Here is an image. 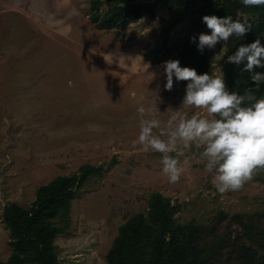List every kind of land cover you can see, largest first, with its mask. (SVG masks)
I'll list each match as a JSON object with an SVG mask.
<instances>
[{
  "label": "rangeland",
  "instance_id": "374dc122",
  "mask_svg": "<svg viewBox=\"0 0 264 264\" xmlns=\"http://www.w3.org/2000/svg\"><path fill=\"white\" fill-rule=\"evenodd\" d=\"M90 2L0 0L3 261L11 252L3 207L9 202L27 207L38 187L85 164L103 167L102 175L90 176L75 195L70 227L55 241L58 264H107L119 226L144 213L155 191L181 205L176 214L181 223H207L218 210L264 211V169L241 190L220 194L202 150L194 146L180 147L183 173L177 183L169 182L162 154L138 143V107L156 105L162 122L174 114L168 109L203 115L182 106L181 81L173 77V88L165 90L164 65L143 57L156 45L160 16L169 13L160 6L155 16L145 15L125 31H100L90 19ZM174 30L183 33L180 26ZM233 38L207 48L215 58L210 75L224 73L223 55ZM149 73L156 74L151 81Z\"/></svg>",
  "mask_w": 264,
  "mask_h": 264
},
{
  "label": "trees",
  "instance_id": "16d2710c",
  "mask_svg": "<svg viewBox=\"0 0 264 264\" xmlns=\"http://www.w3.org/2000/svg\"><path fill=\"white\" fill-rule=\"evenodd\" d=\"M163 7L168 17L160 16L156 45L144 52L149 63L164 65L178 60L181 67L204 74L213 69V56L207 47L198 50V36L210 34L202 22L205 15L248 16L251 32L233 38L223 55L227 88L243 94L257 89L244 65L227 62L241 44L256 39L264 45V6H245L242 0H91L90 19L102 31H125L143 16H155ZM104 9L105 11L101 12ZM240 20V19H239ZM242 21V20H241ZM181 27L182 34L175 28ZM196 37L192 42L190 38ZM264 73V68L255 69ZM186 89L187 81H181ZM264 97V83L255 91ZM103 167L82 165L77 173L59 175L37 188L27 207L9 202L3 207L2 221L8 229L10 255L0 264H58L55 241L70 227L72 202L90 176L102 175ZM181 207L162 193L152 192L144 213L127 219L105 255L107 264H264V211L228 213L218 210L207 223H181L176 214Z\"/></svg>",
  "mask_w": 264,
  "mask_h": 264
},
{
  "label": "clouds",
  "instance_id": "9594fccd",
  "mask_svg": "<svg viewBox=\"0 0 264 264\" xmlns=\"http://www.w3.org/2000/svg\"><path fill=\"white\" fill-rule=\"evenodd\" d=\"M245 6H264V0H242ZM202 22L210 34L198 36L197 48L213 49L230 38L242 39L251 32L247 21L233 20L231 16L205 15ZM192 42L196 37L190 38ZM227 62L243 64L242 71L251 73V81L259 86L264 83V73L255 69L264 68V45L259 39L241 44L227 57ZM165 90L173 88L176 81H187L182 106L196 109L203 115H189L176 111L166 122L158 119L162 115L156 105L138 107V143L144 151L162 154V171L170 183H177L183 173L179 150L193 146L202 150L206 159V170L214 173L213 184L220 194L241 190L259 170L264 169V97L257 98V89H245L243 94L229 90L222 71L197 74L189 67H181L178 60L164 62ZM148 65L146 67V70ZM155 73H149L150 81ZM160 130L157 132L156 130ZM175 154V155H172Z\"/></svg>",
  "mask_w": 264,
  "mask_h": 264
}]
</instances>
